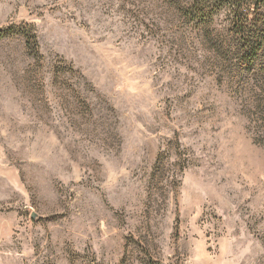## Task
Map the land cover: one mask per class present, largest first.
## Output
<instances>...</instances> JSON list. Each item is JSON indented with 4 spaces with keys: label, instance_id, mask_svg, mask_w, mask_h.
<instances>
[{
    "label": "rangeland",
    "instance_id": "rangeland-1",
    "mask_svg": "<svg viewBox=\"0 0 264 264\" xmlns=\"http://www.w3.org/2000/svg\"><path fill=\"white\" fill-rule=\"evenodd\" d=\"M192 2L0 0V264H264V47Z\"/></svg>",
    "mask_w": 264,
    "mask_h": 264
},
{
    "label": "trees",
    "instance_id": "trees-1",
    "mask_svg": "<svg viewBox=\"0 0 264 264\" xmlns=\"http://www.w3.org/2000/svg\"><path fill=\"white\" fill-rule=\"evenodd\" d=\"M264 0H193L188 8L183 9L184 16L199 25L210 26L213 16L222 10L232 14L231 27L243 46L245 53H251L250 61L255 60L258 51L264 47V21L258 20ZM23 37L27 46L38 49L37 38L28 32ZM6 35L0 34V38Z\"/></svg>",
    "mask_w": 264,
    "mask_h": 264
},
{
    "label": "water",
    "instance_id": "water-1",
    "mask_svg": "<svg viewBox=\"0 0 264 264\" xmlns=\"http://www.w3.org/2000/svg\"><path fill=\"white\" fill-rule=\"evenodd\" d=\"M32 218H33L34 220H37V215H36V214H33V215H32Z\"/></svg>",
    "mask_w": 264,
    "mask_h": 264
}]
</instances>
